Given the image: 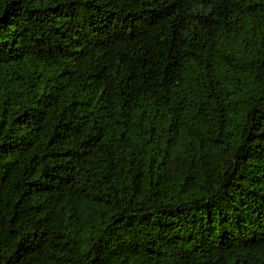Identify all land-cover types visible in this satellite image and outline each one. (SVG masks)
I'll return each mask as SVG.
<instances>
[{
	"label": "trees",
	"instance_id": "obj_1",
	"mask_svg": "<svg viewBox=\"0 0 264 264\" xmlns=\"http://www.w3.org/2000/svg\"><path fill=\"white\" fill-rule=\"evenodd\" d=\"M0 264H264V0H0Z\"/></svg>",
	"mask_w": 264,
	"mask_h": 264
}]
</instances>
